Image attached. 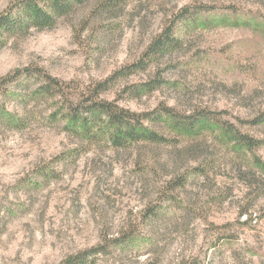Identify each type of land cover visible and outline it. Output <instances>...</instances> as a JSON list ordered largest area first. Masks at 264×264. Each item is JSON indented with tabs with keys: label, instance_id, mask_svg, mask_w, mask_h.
<instances>
[{
	"label": "rangeland",
	"instance_id": "rangeland-1",
	"mask_svg": "<svg viewBox=\"0 0 264 264\" xmlns=\"http://www.w3.org/2000/svg\"><path fill=\"white\" fill-rule=\"evenodd\" d=\"M17 1L0 0V15ZM185 8L178 47L127 71ZM92 9L4 37L0 78L36 67L84 92L124 70L101 100L136 114L209 112L264 139V124L248 123L264 112V0H122L101 16ZM34 78L0 92V264H59L129 227L141 237L89 264H264V172L254 163L264 162V145L237 151L218 130L186 138L160 124L151 126L167 143L85 141L53 117L56 102L34 93ZM19 91L31 95L27 103ZM146 209L160 218L145 220Z\"/></svg>",
	"mask_w": 264,
	"mask_h": 264
},
{
	"label": "trees",
	"instance_id": "trees-1",
	"mask_svg": "<svg viewBox=\"0 0 264 264\" xmlns=\"http://www.w3.org/2000/svg\"><path fill=\"white\" fill-rule=\"evenodd\" d=\"M122 0H19L11 10L0 15V47L4 43V37L12 38L16 35H23L35 29L44 31L52 29L56 26L59 19L65 18L73 14L78 9L86 5H92V11L97 15H105L112 13ZM189 10L182 9L172 24L162 30L156 36L153 43L144 53V57L135 65L127 67V71H135L136 69H144L148 61H153L158 55H163L173 48L178 47L180 39L175 37V30L186 18ZM96 16V17H97ZM105 28L99 31L103 33ZM125 73L120 70L111 77L102 81V83L79 92L73 89L70 84H66L52 75L46 74L39 68H24L15 70L0 78V92L8 86H16V88L24 87L32 78L39 81V85L34 91L39 97L49 99L56 102V109L53 117L56 115L66 123L63 128L76 137L85 141L93 140L97 136H104L105 139L115 148L126 147L127 145L145 143H167L166 137L151 125L160 124L175 131L183 137L196 136L203 131L218 130L224 138H228L233 142V148L237 151H254L264 145V139H254L247 134L239 132L232 124L223 122L211 116L209 112H194L190 115H180L169 107H157L152 112L134 113L123 107H118L115 103L100 99V95L105 92L113 83ZM142 86L143 88L146 87ZM141 87V88H142ZM16 98L24 99V103L30 100L31 95L25 92H15ZM22 109L25 111V120L30 116L29 111L24 105ZM4 114V113H3ZM13 123L20 122L18 118L12 120ZM253 126H261L264 124V112L259 116L248 121ZM67 157L60 159V163H64ZM69 160V158L67 159ZM255 165L259 170L264 172V162L255 158ZM45 170L40 171L43 176ZM53 174V173H52ZM50 174V175H52ZM55 175V174H53ZM45 177V175H44ZM144 219L152 222L160 218V212L156 209H146ZM248 215L247 211L241 213V216ZM151 233H158L157 226H148ZM125 229L117 236L105 238L102 244L90 247L86 251L79 252L71 257L63 260L59 264H89V260L97 256H106L111 249H118L124 245H130L136 238L141 237L139 228ZM142 235V234H141ZM154 235V236H155ZM153 236V237H154ZM192 264V263H181Z\"/></svg>",
	"mask_w": 264,
	"mask_h": 264
}]
</instances>
